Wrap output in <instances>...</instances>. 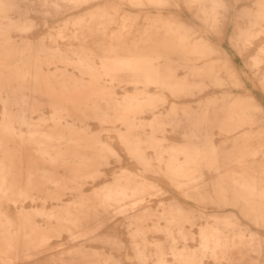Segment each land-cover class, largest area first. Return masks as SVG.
<instances>
[{
	"label": "bare ground",
	"instance_id": "bare-ground-1",
	"mask_svg": "<svg viewBox=\"0 0 264 264\" xmlns=\"http://www.w3.org/2000/svg\"><path fill=\"white\" fill-rule=\"evenodd\" d=\"M58 1L56 0L57 3L49 5L51 0H39V8L37 5L36 8L28 5L23 15L25 22L20 24L22 33L30 31L33 27L28 24L30 11L51 14L49 11L51 9L59 12L60 3ZM60 1L67 2L68 5H71L69 2H73L71 9L74 11L93 0ZM126 1L132 5L141 6L136 0ZM196 1L200 4L198 8L199 18L205 25L215 27L218 22V7L206 6L201 0ZM11 7L12 4L9 1L0 2V13H6ZM252 16L255 24L264 21V1L252 13ZM99 18L103 19L97 20ZM95 19L93 25H88L89 20L86 19L74 22V26L78 27L79 30L81 29V34H78L76 29L72 38L85 39L88 37L85 31L93 28L103 30V34H105V31L109 29L108 26L114 22L113 18L97 17L95 14H91L90 21ZM128 26V19L125 18L118 34L112 35L108 44L101 48L102 59L106 68L103 75L110 78V80L105 81V84L108 81L112 83L117 80L121 73L117 70L119 68L130 65L148 66V57L151 55L149 53L143 55L136 53L139 47L138 39L133 43L136 48L135 53L129 54L131 50L124 41V37L128 33ZM191 29L192 27L186 21H182L179 25L170 22L167 24L166 30L168 39L145 38L146 35L155 36L149 34V28H145L141 33L144 36L141 40L146 45L150 43L148 49L150 53H154L153 51L157 47L164 45L165 49L172 54L182 55L186 61L185 68L193 71L196 68L197 71H200L202 67L191 65L190 62L193 59L204 58L216 50L213 48V43L208 39L199 38L195 41L192 38ZM248 40L246 37L243 41L247 42ZM28 43L23 41L21 49L13 46L12 43H8L5 54L0 56V88L7 91L12 79L17 83V88L12 90V94L2 98L4 112L0 126L1 264H109L104 260L102 262L96 255L90 254L87 244L94 240L86 238L93 233L91 230H86L88 224L93 223L102 215H106L108 219L123 217L129 228H132V224L141 227L147 219H153L156 215L155 213L152 214V210L144 205L146 201L144 196L150 188L156 189L158 187V179L148 182L144 177H136L126 168H122L120 175L115 176L113 182L94 190L88 196L82 194V188L87 183V179L98 178L102 172L101 166L107 163L108 158L118 156L110 137L102 139L90 133H77V129L75 131L74 128H71L74 132H71L70 137L65 142L52 144L54 140L62 139V135H45L47 142L43 144L40 142L38 146L27 145V141H32L35 137L33 135L38 130L31 131L29 136H26L17 131L16 123L31 128L30 114L35 113L41 107L39 103L41 96L37 95L39 92L45 94L42 97L47 96L52 100L51 107L66 111L69 117L79 121L92 118L95 122L102 124L112 123L115 120L127 123L130 129L125 133H119V140L128 154L142 166L144 171L155 174L164 173L172 183L171 185L181 190L184 196L198 203H216L234 207L233 209L237 210L254 227L264 230V181L258 183L253 178H247L243 184L234 181L236 188L238 186L240 188L230 193L226 189L225 180L221 178L215 186L214 195H212L205 190L208 185L203 180L204 171L208 169L219 172L221 166L218 163L220 155L212 142L207 140L208 136H202V134L198 136H196L197 134L189 135L190 141L180 146L164 144L165 141L162 136L168 130L167 125H181L177 104L171 105L166 114L158 113L155 116L151 124L150 134H140L137 131L139 125L131 121V115L142 112V108L137 102L138 99L130 96L118 98L114 95L113 89L101 85L99 80L94 79L96 73L90 63L94 50L82 46L63 51L59 47L54 49L43 45L37 49L35 56ZM151 44L154 46L151 47ZM55 58L76 59L78 67L84 74L93 78L89 87L66 88L64 92L53 93V86L50 84L49 77L35 70V68L39 69L43 65H50V61ZM164 58L171 59L169 55ZM260 62V59L254 58L251 64L252 68H258ZM204 71L210 76L220 73L219 67L213 63L207 64ZM132 75L135 77L142 76L136 71ZM214 82L216 84L223 83L219 78H216ZM161 83L163 84V82ZM190 88L183 85L168 84L166 90L179 94L192 92L194 87ZM28 91L31 92V95L28 94ZM262 91H264V82ZM73 92L74 94H72ZM221 100L227 99L224 97ZM212 104L217 105L218 99H215ZM221 107L226 109L228 113L231 131H236L241 127L252 125V113L249 109L251 107L259 108V105L250 106L242 98L237 97L224 103ZM261 108L264 109L263 106ZM207 110L209 107H206L205 111ZM183 116L186 117V109H183ZM56 122L60 123L59 117ZM181 122H183L182 119ZM177 127L179 126H176V129H178ZM187 127L189 126L187 125ZM186 131L184 133H187ZM249 134L246 132L244 136L247 137ZM195 136L197 139L204 138L205 143L193 142L195 140L192 141V139ZM261 147L264 150V143ZM148 150H153V157L149 156ZM250 153V155L256 156L259 152L255 150ZM42 164L47 166H42ZM69 164L74 165L68 168L71 175L69 177L58 176L59 169L53 166ZM17 172L26 173V176L20 178L21 182L17 181ZM263 177L264 169L262 171ZM51 185H54L59 191L65 187L72 188L76 191L74 199L70 203L64 204L61 200L62 193L57 191L53 194V198L57 200L60 209L47 211L45 208L39 210L31 208L28 210L24 200L38 198ZM18 202H22V206L16 212V217L12 218L4 208L9 204H17ZM170 206V208H164L161 215L158 216L159 218L156 219V228L157 232H162L166 236L175 261L183 264H205L204 259L212 257L216 264H222V259H237V255L243 261L256 262L260 261V257L264 260V243L260 240L259 232H254L248 224L241 228L235 214L217 217L215 222H210L207 219L197 222L206 218L203 208L185 207L177 200ZM38 217H41L42 220H38ZM160 219L166 222L164 228L159 224ZM186 223L198 226L197 237L191 235L192 233L187 229ZM64 232L69 234L71 243L67 248L55 249L52 240L60 237ZM130 235L140 245L136 248L138 261L140 264H147L148 259L145 256L147 240L143 237L144 233L136 231ZM82 238L83 244H75ZM114 238L109 234L98 239L102 244L110 245L111 242L115 243ZM189 240L197 241L196 249L189 250L187 246ZM179 243H182V249ZM159 252L156 264H169L162 248ZM252 253H256L258 257L252 258L250 256Z\"/></svg>",
	"mask_w": 264,
	"mask_h": 264
},
{
	"label": "rangeland",
	"instance_id": "rangeland-1",
	"mask_svg": "<svg viewBox=\"0 0 264 264\" xmlns=\"http://www.w3.org/2000/svg\"><path fill=\"white\" fill-rule=\"evenodd\" d=\"M7 1L12 4V7L6 13H0V56L5 54L8 43H12L13 46L21 49L23 41L29 42L28 44L35 56L37 49L43 45L54 49L59 47L63 51L82 46L92 49L94 55H92L93 58L90 63L96 73L94 79L99 80L101 85L113 89L115 91L114 95L118 98L130 96L138 99L137 102L142 108V112L131 115V121L139 125L138 133L150 134L151 124L155 116L158 113L166 114L171 105L175 103L179 108L181 125H176L180 127H177L178 129H176V126L167 125L168 130L162 136L165 141H163L164 144L180 146L190 141L189 135L197 134L196 136H198L202 134V136H208L207 140L212 142L220 155L218 163L221 166V171L216 172L205 169L203 180L208 185L205 189L207 192L214 195L215 186L221 178L225 180L226 189L230 193L240 188V186L236 188L234 181H237L238 184H243L247 178H253L258 183L264 181V177L262 178L264 150L261 147L264 143V109H260L262 105L257 101L258 98L264 104V92L262 91L264 82V21L255 24L252 16V13L262 5L264 0H201L206 6L218 7V22L215 27L205 25L199 18L198 8L200 4L196 0H136L141 6L132 5L126 0H93L74 11L71 9L73 2H69L71 5H68L67 2L59 0V12L51 9L49 10L51 14L30 11L28 24L33 27L30 31L23 33L20 30V24L25 22L23 17L25 9L28 5L34 7L37 5V8H39V0H0L1 3ZM54 3H57L56 0H51L49 5ZM91 14H95L97 17L113 18L114 22L108 26L109 29L105 31V34H103V30L93 28L85 31L88 36L85 39H73L72 35L76 32V29L77 33L81 34V29L79 30L78 27L74 26V22L86 19L89 20L88 25H93L96 19L90 21ZM125 18L128 19L129 26L124 41L131 50L127 54L135 53L136 48L133 43L138 39L139 47L136 53H139V55L149 53L151 55L148 57V66L130 65L129 67L119 68L117 70L121 73L117 80L112 83L108 81L105 84V81L110 80V78L103 75L106 68L103 63L101 48L108 44L112 35L118 34ZM100 19L103 18L97 20ZM182 21H186L192 27L190 32L193 34L192 38L194 40L199 38L208 39L213 43V48L216 50L204 58L193 59L190 62L191 65L202 67L200 71H197L196 68L194 71L185 68L186 61L182 55L172 54L165 49L164 45L157 47L153 51L154 53H150L148 51L150 43L146 45L141 40L144 37L141 33L145 28H149L150 35H155H146L145 38L154 37L156 39L158 37L166 40L169 38L166 35L167 24L171 22L174 25H179ZM154 26H158V29ZM246 37L249 40L244 42L243 40ZM152 46L154 45L151 44ZM166 55H169L171 59L164 58ZM254 58L261 60L258 68H252L251 66ZM209 63L219 67L220 73L217 74L218 76L216 74L210 76L205 73L204 68ZM35 70L49 77L50 84L53 86V93L64 92L66 88H88L93 80L91 76L85 75L78 67L76 59L55 58L50 61V65H43L39 69L35 68ZM135 71L142 76H133L132 74ZM167 73H170V75H167ZM216 78L221 79L223 83L216 84L214 82ZM168 84L194 87V89L192 88V92L174 94L168 89L166 90ZM243 84L245 87L242 86ZM15 88H17V83L13 79L7 91L0 88V126L4 112L2 98L12 94V90ZM195 88L202 89L196 91ZM28 92L31 95V92ZM37 95L41 96L39 98L41 107L35 113L30 114L31 128L16 123L17 131L26 136H29V132L38 130L33 135L35 136L34 139L27 141V145L38 146L40 142L42 144L47 142L45 135H62V139L54 140L52 144L65 142L70 137L71 132H74L71 128H74L75 131L77 129V133H90L102 139L110 137L114 144L118 156L108 158L107 163L101 166L102 172L98 178L87 179V183L82 188L83 195L88 196L94 190L113 182L114 177L120 175L122 168L128 169L138 178L144 177L148 182L158 179V187L156 189L150 188L144 196L146 199L144 205L152 210V214L155 213L156 215L153 219H147L141 227L132 224V228H129L123 217L108 219L106 215H102L93 223L88 224L86 230H91L93 233L86 238L94 241L88 243L87 246L90 249V254L96 255L102 262L104 260L109 264H140L136 252V248L140 245L136 243L130 234L141 231L144 233L143 237L147 240L145 250V256L148 259L147 264L157 263L160 248L165 253V258L169 261V264H183L175 261L166 236L162 232H157L156 228L158 216L161 215L164 208H170L175 200L185 207L203 208L206 218L197 222L205 219L215 222V218L233 213L238 218V224L241 228L248 224L254 232H259L260 240L264 243V230L254 227L237 210L233 209L234 207L216 203H198L184 196L181 190L171 185L172 183L164 173L155 174L144 171L142 166L128 154L119 140V133H125L130 129L127 123L115 120L112 123L102 124L95 122L92 118L79 121L76 118L69 117L66 111L51 107L52 100L47 96L42 97L45 94L39 92ZM224 97L227 100H221ZM237 97L242 98L250 106L253 104L259 105V108L251 107L249 109L255 124L252 123L251 126L248 125L236 131H231L228 113L221 106ZM215 99H218L217 105L212 104ZM206 107H209V110L205 111ZM183 109H186V117L183 116ZM58 117L60 123L56 122ZM181 119L184 123L181 122ZM187 119H189L188 122ZM185 131L187 133H184ZM246 132L250 133L247 137L244 136ZM196 136L193 137L192 141L195 140L193 142L205 143L204 138L197 139ZM255 150L259 153L256 156L250 155V152ZM148 154L153 157V150H148ZM19 166L21 167V165ZM42 166L47 165L42 164ZM73 166V164H69L66 166L54 165L53 167L59 169L58 176L69 177L71 173L68 168ZM16 176L17 181L21 182L20 178L26 176V173L17 172ZM57 191L62 193L61 200L64 204L70 203L74 199V193H76L72 188L65 187V189L59 191L54 185H51L38 198L35 194L36 198L24 200L27 204L26 208H29L28 210L31 208L34 210L45 208L47 211L60 209L57 200L53 198V194ZM21 206L22 202H18L17 204H9L4 209L8 211L12 218H15L16 212ZM38 220L41 221L42 218L38 217ZM159 224L163 228L166 226L163 219L159 220ZM186 227L192 233V236H198L197 225L192 226L190 223H186ZM109 234L115 237V243L102 244L99 239ZM69 243L71 241L67 232L52 240L55 249L67 248ZM83 243V238L75 242V244ZM197 244L196 240H189L187 246L189 250H194ZM179 246L181 249L183 248L182 243H179ZM250 256L252 258L258 257L256 253H252ZM236 258L233 260L222 259L221 263L264 264L261 257L260 261L256 262L243 261L238 255ZM204 262L205 264H216L212 257L205 258Z\"/></svg>",
	"mask_w": 264,
	"mask_h": 264
},
{
	"label": "crops",
	"instance_id": "crops-1",
	"mask_svg": "<svg viewBox=\"0 0 264 264\" xmlns=\"http://www.w3.org/2000/svg\"><path fill=\"white\" fill-rule=\"evenodd\" d=\"M264 92V91H263ZM257 98V97H256ZM257 101L263 106L264 108V104L257 98Z\"/></svg>",
	"mask_w": 264,
	"mask_h": 264
}]
</instances>
